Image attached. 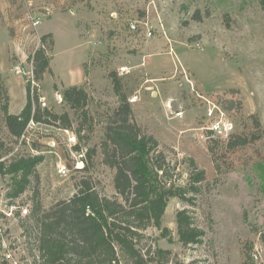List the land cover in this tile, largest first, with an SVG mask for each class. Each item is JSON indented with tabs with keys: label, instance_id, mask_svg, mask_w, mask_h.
<instances>
[{
	"label": "rangeland",
	"instance_id": "rangeland-1",
	"mask_svg": "<svg viewBox=\"0 0 264 264\" xmlns=\"http://www.w3.org/2000/svg\"><path fill=\"white\" fill-rule=\"evenodd\" d=\"M34 19H39L41 25L34 27ZM147 20L152 37L147 36L143 25ZM133 24L138 25V32L131 30ZM48 35L52 71L39 84V96L47 103L46 107L40 105L70 114L80 149H69L67 134L55 126H34L27 144L10 140L0 99V137L11 148L43 157L38 167L39 185L32 179L19 198H8L14 185L11 176L0 177V211L16 207L15 216L4 226L7 235L0 237V264H9L8 253L13 255V262L35 264L37 256H31L30 247L36 232L27 242L19 207L28 206L32 212L38 200L36 192L43 209L49 210L57 202L72 198L87 180L101 196L122 201L114 187L116 170L104 164L102 152L105 129L119 106L112 72L122 79L128 98L139 94L135 121L144 133L159 141L167 163V175L161 184L193 185L191 179L205 172V179L195 184L199 193L188 195L193 204L178 197L169 200L162 226L168 229L166 234L154 226L143 232L140 248L144 254L152 252L155 260L150 264H256L255 253L264 263L261 2L0 0V80L13 114L22 109L28 85V76L16 74L15 68L30 70V57L41 45V38ZM96 42L102 44L95 46ZM123 66L130 69L129 75H119ZM86 80L90 95L87 111L93 120L89 129L80 133L82 117L57 97L63 98L66 88ZM166 95L173 98L167 100ZM215 105L232 122L228 137L208 131L213 121L206 113ZM238 137L247 139L248 144L230 148L231 141L240 142ZM51 139L59 141L56 151L48 145ZM90 150H94L91 158ZM82 151L83 170L77 168ZM61 159L69 165L68 177L58 174ZM181 210L189 211L201 233L198 245L185 247L180 241L177 214ZM160 250L168 254L161 256Z\"/></svg>",
	"mask_w": 264,
	"mask_h": 264
},
{
	"label": "trees",
	"instance_id": "trees-1",
	"mask_svg": "<svg viewBox=\"0 0 264 264\" xmlns=\"http://www.w3.org/2000/svg\"><path fill=\"white\" fill-rule=\"evenodd\" d=\"M259 1L264 11V0ZM50 37H42L41 45L30 57L38 82L51 71V48L47 43ZM53 41L51 47L55 45ZM85 71L88 76L89 72ZM110 77L119 106L105 129L102 152L104 164L116 170L114 187L122 201L101 196L87 180L72 198L57 202L49 210L43 209L39 192H36L38 200L33 211L20 219L27 242H30L31 233L36 232L35 242L30 247L31 256H37L35 264H150L155 260L152 252L144 254L140 248L143 232L151 226L163 229V218L171 198L178 197L182 202L193 204L188 195H197L199 187L195 184L205 179V172L201 171L194 180L191 179L193 185L191 182L185 187L161 184L167 175V163L160 151V143L154 136L144 133L135 121L122 79L116 72ZM62 95L70 109L82 117L78 131L82 133L89 129L91 125L88 124L93 118L87 111L90 95L86 86H70ZM0 99L3 100L1 111L8 138L19 145L27 144L32 122L63 130L72 131L74 128L69 113L59 114L42 108L39 92L32 95L30 84L27 85L26 104L19 114L10 112V98L1 80ZM238 139V143L230 142V148L248 144L247 139ZM17 149L11 148L0 137V177L11 176L14 181L8 193L11 199L24 194L32 179L39 185L38 167L43 162L42 156L24 154ZM93 153L94 150H90L88 157L91 158ZM177 225L180 241L185 247L200 243L201 233L194 226L188 210L178 212ZM163 230L165 234L168 232V229ZM36 251L38 255L34 254ZM159 254L164 256L168 252L160 250Z\"/></svg>",
	"mask_w": 264,
	"mask_h": 264
},
{
	"label": "built area",
	"instance_id": "built-area-1",
	"mask_svg": "<svg viewBox=\"0 0 264 264\" xmlns=\"http://www.w3.org/2000/svg\"><path fill=\"white\" fill-rule=\"evenodd\" d=\"M39 25H41V21L39 19H34L33 20V26L34 27H38ZM143 25L146 27V32H147V36L148 37H152L153 36V30H152V27H150V22L147 20L146 22H143ZM131 30L134 31V32H138V25L137 24H133L131 25ZM95 46H98V45H101L102 42H96L94 43ZM32 64V63H31ZM15 72L16 74H20V75H27L28 76V84L31 85V93L32 95H34L35 92H39V88H40V82H38L35 78V74H34V67H33V64L31 66V69L28 70V71H25V69L23 67H16L15 68ZM119 75L121 76H125V75H129L130 74V69L128 67H120L119 68ZM139 95L138 93L136 95H133L131 97H129L128 101L130 104H134V103H137L138 101H140V97L137 96ZM58 101L59 102H63L64 99L62 98V96H58ZM40 103L43 107H46L47 106V103H46V98L45 97H40ZM217 109V111H216ZM207 115V118H209L210 121H213V124L211 127H208V131L212 132V134H217V135H224V136H229V133L230 131L232 130V122L228 121L225 117V114L223 113V111L217 107L216 105L210 110V107L206 113ZM36 126V124H34L33 122L30 124V130H32V128ZM64 132L67 134V145L69 147V149H72V148H76L78 145H79V142H78V137L73 133V130L70 131V130H64ZM85 132V130L83 131ZM27 140H29V138H27ZM65 143V144H66ZM48 145L50 146V148L54 151L57 150V148L59 147V141L55 140V139H51L49 142H48ZM78 152V151H76ZM84 151H82L79 155H80V158H81V161L80 163L82 164L80 166V163L79 165H77V168H82L83 170V166H84V156L85 154L83 153ZM79 153V152H78ZM57 171H58V174L61 176V177H68L69 174H70V168H69V165L67 164V162L63 161L61 159V161L58 163L57 165ZM14 209H16V207H11V209L9 211L7 210H1L0 211V237L3 238L5 235H7V229H4V226L7 225V222L6 220L11 218V217H14ZM19 213H20V217L22 218H26L30 215L31 211L29 209L28 206H20L19 207ZM3 214V215H2ZM6 258H7V262H9V264H18L16 261L13 262V255L11 253H8L6 255ZM253 258H254V262L256 264H264L262 263L261 261V258H260V255L255 253L253 255ZM11 262V263H10Z\"/></svg>",
	"mask_w": 264,
	"mask_h": 264
},
{
	"label": "crops",
	"instance_id": "crops-1",
	"mask_svg": "<svg viewBox=\"0 0 264 264\" xmlns=\"http://www.w3.org/2000/svg\"><path fill=\"white\" fill-rule=\"evenodd\" d=\"M138 68V64L136 65V67H135V69H137ZM50 70L52 71V68H51V66H50ZM50 71V72H51ZM50 72L48 71L46 74H45V76H44V78L48 75V74H50ZM87 76V75H86ZM88 77V76H87ZM86 79V78H85ZM88 79H89V77H88ZM87 79V80H88ZM87 80L84 82V83H82V84H79V85H76V86H85V84H86V82H87ZM155 80V79H154ZM44 81V80H43ZM42 81V82H43ZM75 86V85H74ZM155 89V88H154ZM26 99H27V91H26ZM165 99H167V100H169V99H171V98H173V97H171V98H169V97H167V95L164 97ZM26 99L24 100V104H23V107L25 106V104H26ZM167 100H165L163 103L165 104V102L167 101ZM141 101V100H140ZM139 101V102H140ZM138 104V102L137 103H134L132 106H133V109H134V112H135V114H136V116H137V119H138V109L137 108H135V105H137ZM23 107H22V109H23ZM21 109V110H22ZM21 110L19 111V113L21 112ZM14 114H17V112L16 113H14ZM179 128H181V126H179Z\"/></svg>",
	"mask_w": 264,
	"mask_h": 264
}]
</instances>
